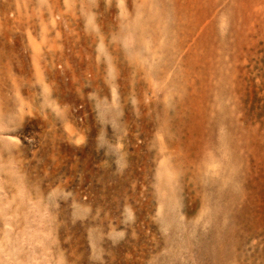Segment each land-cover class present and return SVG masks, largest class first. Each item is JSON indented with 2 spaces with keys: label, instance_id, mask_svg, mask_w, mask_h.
I'll return each mask as SVG.
<instances>
[{
  "label": "rangeland",
  "instance_id": "374dc122",
  "mask_svg": "<svg viewBox=\"0 0 264 264\" xmlns=\"http://www.w3.org/2000/svg\"><path fill=\"white\" fill-rule=\"evenodd\" d=\"M184 2L0 0V264H264V232L238 221L251 61L221 5L194 49Z\"/></svg>",
  "mask_w": 264,
  "mask_h": 264
},
{
  "label": "bare ground",
  "instance_id": "6f19581e",
  "mask_svg": "<svg viewBox=\"0 0 264 264\" xmlns=\"http://www.w3.org/2000/svg\"><path fill=\"white\" fill-rule=\"evenodd\" d=\"M227 1L215 0L213 3V1L210 0V2L203 1V4L201 0H188L187 3L184 2L183 4L186 11L184 10V12H180L179 14L182 17H186V19L188 20L187 31H189L191 34L197 33V36L199 37L193 40V48L211 51L210 49L212 48L210 47H212V45L214 47L213 41L211 40V35L216 30L214 26V15L215 13H217V9H215V7L217 5H221V10L229 13L230 33L228 35V38L229 36L233 38V45L231 46V48H241L251 61V67L248 72L246 70H242L241 67L240 69L237 68V70L240 71V74L239 76H237L235 84L233 83L235 85V96L237 99H239L238 103L240 104L243 101L247 100V102H249L252 106V111L250 113L247 112L248 110L245 112L247 108H243L242 105L239 106V108H243V111L242 113L241 110L239 112L241 115L239 116V129L237 128V138H239V141L237 140V142L240 143L241 151H243V159L248 162L249 166L248 170L246 171V179L244 180L246 192L243 193L244 196L240 201L241 207L238 211V221L241 225L244 226V228L250 229L252 233H254V236H258V234L264 232V61L260 62L259 58L256 56L254 38L258 36L261 40L264 41V32L254 27H248L244 21L239 19V16L241 13H243L250 19L255 18L258 25L264 26V17H259L258 14L253 10V5L255 3L260 2L264 5V0H229L233 1L235 4V8L233 9L234 12L231 11L232 8H229V4L227 3ZM209 15L211 17L208 18ZM222 41L225 50L228 51L230 49L231 41L229 42V39H222L221 42ZM242 50L241 52L243 53ZM196 52L198 51L196 50ZM188 53L186 54V57H190L193 62L196 61L195 63L203 60L201 59V57H198V53H196V55L193 52V54H191L192 56H190V53ZM226 55L228 58L224 60V63L226 61V73L223 77L224 88L222 94L226 98V100H228L234 94V90L233 92L231 90L232 83L230 84L231 68L229 66V60L234 59L235 56L231 55V58H229L228 52L226 53ZM203 62H205V60ZM197 66H199V62ZM203 66L204 64L202 65V70ZM254 67L260 68L257 73H255V71L252 72ZM203 72H205L206 74L205 69ZM198 73H200L199 69ZM202 74L203 73H200V75ZM237 101L238 100H236L235 102V106ZM247 105L248 104H246V106ZM236 109L238 108L236 107ZM224 111L225 114L223 115V121H225L226 127L230 132V125L233 124L231 123L232 119L230 120L231 117L229 116L230 113L227 105ZM239 117H237V119ZM258 119L260 123L255 124Z\"/></svg>",
  "mask_w": 264,
  "mask_h": 264
}]
</instances>
